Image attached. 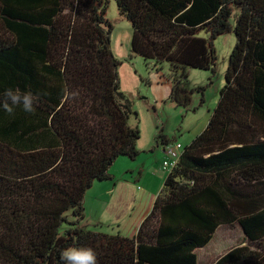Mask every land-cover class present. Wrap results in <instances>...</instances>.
Listing matches in <instances>:
<instances>
[{
  "label": "trees",
  "instance_id": "1",
  "mask_svg": "<svg viewBox=\"0 0 264 264\" xmlns=\"http://www.w3.org/2000/svg\"><path fill=\"white\" fill-rule=\"evenodd\" d=\"M109 1L0 0V96L10 87L40 96L34 114L0 108V264H61L68 247L93 248L98 264H198L216 232L236 228L242 245L213 264H264V0H114L131 25L130 58L147 73L167 65L177 108L204 104L188 73L215 76L217 37L232 33L235 45L216 108L136 235L86 226L87 193L139 153Z\"/></svg>",
  "mask_w": 264,
  "mask_h": 264
},
{
  "label": "crops",
  "instance_id": "2",
  "mask_svg": "<svg viewBox=\"0 0 264 264\" xmlns=\"http://www.w3.org/2000/svg\"><path fill=\"white\" fill-rule=\"evenodd\" d=\"M121 57L119 56L120 59ZM120 61L119 77L121 89L130 97L133 109L139 118L140 139L137 142L139 153L133 160L135 161L134 165H130L128 160L122 164H118L116 161V167L112 173L113 181L101 183L91 188L102 186L92 197L98 213L90 224H86V226L89 228L97 227L104 233L133 237L137 233L139 225L150 213L154 201L160 192V187L169 174L168 172L166 176L161 174V171H164L161 168V161L164 155L161 156L155 166L149 165V156L153 152H157L158 155L160 152L163 153V146L155 143V137L160 128L156 110L165 101L164 93L160 92L162 91L161 81L164 80L170 86L168 97L171 92V84L167 77L162 74V71H152L148 75V80H142L139 77V71H136L135 65L132 64V59L128 58L127 60V57H123V60ZM141 83L150 88L151 98L146 91L147 96L141 94V91H144L139 86ZM194 98L193 100L200 101V98ZM205 127L197 129L195 136H198ZM193 139L194 137L188 134L187 141H192ZM176 142L181 144L177 139ZM188 145L185 143L181 144V150L183 151ZM146 169L149 171L151 179H144L143 172Z\"/></svg>",
  "mask_w": 264,
  "mask_h": 264
},
{
  "label": "rangeland",
  "instance_id": "3",
  "mask_svg": "<svg viewBox=\"0 0 264 264\" xmlns=\"http://www.w3.org/2000/svg\"><path fill=\"white\" fill-rule=\"evenodd\" d=\"M106 19L109 21L112 27L111 32V45L113 49V53L116 58L119 60V56H122L120 60H123V57L130 58V41H131V25L121 18L116 9L115 1L110 0L106 12ZM201 38H207V36L201 32L198 35ZM235 45V38L232 33L225 34L217 37L214 41V48L216 52V67H215V76L211 75L210 72L191 70L188 73V82L191 87L194 86H202L205 88L204 90V104L200 106V101L193 100L191 106L187 110H183L181 108H177L174 105L166 102V99L169 94L170 86L164 81H161L162 91L164 93V103L157 109V117H158V125L159 130H161L162 134L167 136L169 139L175 138L181 142V144H190L191 141H187L188 134L195 136V132L197 129L206 126L208 122V118L213 110L216 108L219 98V91L224 85V73L226 71L228 65L229 55ZM123 53V54H122ZM124 55V56H123ZM132 59V64L135 65V70L139 71V77L142 80H148V75L152 73V67L148 68V71L145 72V65L142 60L136 57L130 58ZM119 60V61H120ZM140 69V70H139ZM156 72V70H154ZM162 74L165 76L168 74L167 65H163ZM157 71V72H160ZM122 72V71H121ZM120 73V72H119ZM123 74V72H122ZM144 91H141L142 95L147 96L146 92H148V96L151 98V90L147 88L144 84H139ZM146 91V92H145ZM130 98V97H129ZM195 99V98H194ZM135 111V110H134ZM163 153H151L150 163L149 165L155 166L158 160L161 158ZM160 156V157H159ZM125 158H119L117 160L118 164L126 163ZM162 163V161H161ZM130 165H134L135 161H130ZM116 162L111 166L110 173L112 174ZM167 172L161 171V174L166 176ZM169 173V172H168ZM144 179H151L149 177V171L146 169L143 172ZM126 180V179H125ZM142 187V185H140ZM163 183L160 187L162 188ZM105 187V186H103ZM101 187H94L90 190L84 200V217L85 224H90L91 220H93L94 216L97 215L98 211L95 207V201L92 200L93 194L101 189ZM146 218V217H145ZM140 226V225H139ZM139 228V227H138ZM136 235V234H135ZM134 235V236H135ZM133 236V237H134ZM132 238V237H126ZM242 238L240 231L236 229H226L219 230L213 236L210 243L203 248L202 250L197 251V261L198 264H213L218 258L223 256L229 250L241 246Z\"/></svg>",
  "mask_w": 264,
  "mask_h": 264
},
{
  "label": "clouds",
  "instance_id": "4",
  "mask_svg": "<svg viewBox=\"0 0 264 264\" xmlns=\"http://www.w3.org/2000/svg\"><path fill=\"white\" fill-rule=\"evenodd\" d=\"M68 95L74 96L75 93ZM40 99L31 91H21L17 88H7L0 96V108L9 116L15 114L16 107L29 114L35 113V105ZM61 264H98L97 253L91 247H68L60 252Z\"/></svg>",
  "mask_w": 264,
  "mask_h": 264
},
{
  "label": "built area",
  "instance_id": "5",
  "mask_svg": "<svg viewBox=\"0 0 264 264\" xmlns=\"http://www.w3.org/2000/svg\"><path fill=\"white\" fill-rule=\"evenodd\" d=\"M181 149L182 146L178 142L168 144L163 148L162 170L171 172L176 167L182 155Z\"/></svg>",
  "mask_w": 264,
  "mask_h": 264
}]
</instances>
